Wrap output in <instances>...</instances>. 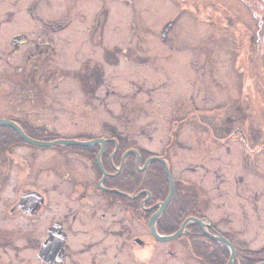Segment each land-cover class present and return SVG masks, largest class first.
Returning <instances> with one entry per match:
<instances>
[{
    "label": "flooded vegetation",
    "instance_id": "af4514ba",
    "mask_svg": "<svg viewBox=\"0 0 264 264\" xmlns=\"http://www.w3.org/2000/svg\"><path fill=\"white\" fill-rule=\"evenodd\" d=\"M113 1H0V120L8 122H0V264H135L140 261L135 248L150 246H160L170 258L187 247L197 264H227L231 248L217 238L234 245L233 264H264V244L251 248L242 240L239 245L222 228L230 195L220 193L223 203L218 204L206 185L215 173L218 185L227 187V160L232 165L235 159L241 168L242 217L248 223L252 206L264 229V210L258 211L264 188L254 186L264 183V129L245 116L246 103L239 116H224L218 125L215 117V103L227 102L231 91L242 87V98L249 99V89L264 119L257 89L263 81L237 86L218 79L227 76L221 73L227 69V45L200 41L196 34L190 40L182 34L180 46L170 47L167 55L178 52L179 68L167 61L147 64L146 42L155 31L145 21L146 10L137 13L134 0H127L135 42L126 51L137 66L128 69L131 94L121 96L126 101L115 111L113 102L120 100H112L117 89L111 86L117 83L121 55L104 47ZM251 1L241 0L245 18ZM255 1L264 10V0ZM24 7L27 16L15 18ZM10 9H16L13 16ZM249 11L264 22V12ZM181 21L178 16L164 24L161 39ZM258 34L264 36L263 25ZM249 64L247 57L241 71ZM79 108L84 115H78ZM152 112L164 118L158 134L148 122L140 132L120 128L121 119H143ZM75 114L90 126L72 132L56 125ZM101 118L106 119L102 125ZM188 124L196 133L185 129ZM67 132L72 134L66 137ZM62 139L85 143H56ZM214 148L223 152L217 168L211 162L205 168L204 161L188 164L190 152L208 154ZM251 173L257 176L254 182ZM220 207L223 217L214 216Z\"/></svg>",
    "mask_w": 264,
    "mask_h": 264
},
{
    "label": "rangeland",
    "instance_id": "374dc122",
    "mask_svg": "<svg viewBox=\"0 0 264 264\" xmlns=\"http://www.w3.org/2000/svg\"><path fill=\"white\" fill-rule=\"evenodd\" d=\"M24 1L26 3L27 1H31V0H19L18 3L24 5L25 4ZM110 5L112 6L111 7L112 15L110 13L111 16L110 25L105 29L104 47L108 46L113 51L115 52L118 51L121 55L120 60L117 61V59L115 58L117 63L120 65L118 66L119 74L114 76V79L116 80L115 82L117 83H112L111 86V89H117L113 95L114 97L112 100L113 101H116L118 99L120 100V103L113 102L114 104L113 108L116 111L118 110L117 108L119 109L120 107L122 108V105L126 101V99L121 96L126 93H128L129 96L131 94V89L133 88L132 87L133 85L130 82V80H132L133 77L130 76L129 74L130 71H128V69L132 67L133 64L136 65L135 63L137 62H133L131 53L128 54V52L126 51L128 47L135 42V40L134 41L130 40L131 39L130 5L129 3H127V0L113 1L110 3ZM134 5L136 6L135 9L137 10V13L146 10V13L149 16L148 18L144 16V19L146 18L145 19L146 23L151 27L153 31H155V34L152 36V38L146 42L147 46H149V52L147 56L148 60H146L149 63L147 64L151 65L150 61L153 64L154 63L160 64L167 61V63H169L168 67L172 69L179 68L178 64L175 65L177 60L174 58L176 54H178V52H174L172 53V55H167L168 52L170 51V47H174L173 50H176V47L180 46L179 44H177V41L182 36V34H184V39H188V40L192 38V35L196 34L197 36L199 35V38L201 37L200 41H203L204 38L202 37H205V38H210V41L216 40L217 43L215 46L219 45L218 43L219 41H221V43L224 41L225 44L227 45V69H221V73L222 74L226 73L227 76L224 78L218 75V79L220 78L222 80L225 79L228 81V83L237 86L240 85V81L241 84H243L245 82H251L252 80L263 81V85H264V36L262 35L260 36L258 34L259 29L262 25L264 32V22L260 23L258 21L259 19L255 18L252 14H250L251 12L249 11L251 7L252 12H256V11H258L259 13L264 12V10L261 9V3L260 5H258L256 4L255 0H252L250 2L249 5L250 7L247 11L249 15H247V18H245L246 10L243 9L244 6L241 0H219L218 3L215 2V0H134ZM181 5H183V10H180ZM158 8L161 9L162 11L160 10V12L157 14L155 10ZM162 8H164V11ZM15 10L16 9H10L8 11L9 16H13ZM27 13H28V9L24 7L20 12L15 14L14 17L15 18L24 17L27 16ZM144 14L145 13H143V15ZM178 16L179 18H183V21H181L178 24V26L177 24L174 27L172 26L168 35L162 40L160 34L162 32L164 24L170 22L171 19L174 20ZM113 23L115 24V27L111 28L113 26ZM179 31L180 33H177ZM88 46H89V41H87V47ZM247 57L250 64L246 69H244L243 72L241 71L240 67L244 64V60H247ZM138 61L142 62L143 60L139 58ZM183 62H186V60H184ZM170 64L172 66H170ZM231 68L234 70L231 71ZM142 75L143 74H141V78H143ZM259 85L260 86L257 87V89L258 91L260 90V94L262 95L261 98H263L264 100V87H262L261 90L260 89L261 84ZM240 88H241L240 91H237L238 88H234V90L231 91V96H229L227 102L215 103L218 108L215 114L216 125H218L222 121L224 116L227 117L233 115L239 116L241 111L240 110L241 106H243V104L246 103L247 113L245 114V116H247L253 122H260L262 129H264V119L262 118V109L259 108L257 104V99L254 96L251 97L253 93L249 91V89H248L249 93L247 92L249 99L247 100L246 98H242L240 94L242 93L243 90L242 87ZM250 89H252L251 86ZM137 99H141V95ZM158 100H160V98L157 97V100L154 98L150 102L152 104L158 103L159 102ZM142 101L143 99L141 100V102ZM79 110L80 113L78 115L79 116L84 115L85 113L84 109L79 108ZM146 110L150 111V108ZM152 113L153 116L144 113L143 119L135 118L132 121L128 119H121L120 128L128 127L132 129L131 130L132 132H137V131L140 132L139 129L141 128V125L144 122H148L149 126L151 125V131L153 129V131L156 134H158V131L162 127V123L164 122V118H161L162 116L159 117L154 112ZM76 116H77L76 114L69 116L68 117L69 119H65L64 124L61 123L56 125L62 126L61 129L63 130H65L64 129L65 127H70L68 129H70L69 131L72 132H75V127H79L81 130H84L90 126L88 120L82 118L80 119L75 118ZM83 117H87V116H83ZM97 121L99 124L102 125L103 123L106 122V119L101 118V119H97ZM128 122L129 124L127 125ZM191 126H192L191 124H188L185 129H187L189 132L196 133V131H194V128L193 130L190 128ZM69 133L70 132H67V134H65L64 136L67 137L68 135L72 134ZM81 133H85V132H81ZM138 137L142 138L143 136H139L138 134ZM19 153L20 151L19 149H17L16 154L19 155ZM199 153L194 154L193 152H190L189 154L190 157L187 156V158L188 159L191 157L192 158L191 160L187 161L188 164L190 161L194 162V164L204 161V163L206 164L205 168L209 166L208 164H210V162L211 165L217 168L220 162L223 161L221 159L220 162H217L218 155L223 154L222 150L214 148L208 154L205 150ZM221 164L223 165L224 162ZM226 170H227V178H229L230 180L227 181V187L225 185H222L221 187L220 185H218L220 181L216 177L215 173L210 174L209 176L212 178V180L210 179L207 180L206 182L208 192L210 193V195H213L215 197V200L219 202L218 204L223 203L221 202L223 198L219 196L220 193L226 192L227 197L228 195H230V197L227 198V213L231 215L227 214V223H225L222 226V228L223 230L227 229V232L233 234L234 237L236 236L235 238L239 241L238 242L239 245L243 243L242 240H246L244 242H246L248 246H250L251 248H260L264 244V229L258 227L259 224L257 221V217L255 216L256 212L252 209V206H249L248 209V212L250 213V220H248V223L246 220L245 223V220L241 214L242 213L241 202L237 198L238 197L237 190L242 188V183H240L238 180L240 179L239 174L241 172V168L239 164H236V160L234 159L232 161V165L231 162L227 160ZM223 171L224 169L221 170V172ZM255 178H257V176L251 173L250 174V179H252L251 181L254 182ZM254 186L256 187V189L259 190L264 188V183L261 181L254 182ZM263 201L264 200L260 201L261 205L258 210L260 213L264 210ZM261 206H263V208ZM214 211H215L214 216L216 217H223V214L225 212L224 207L214 209ZM262 223L264 224V216L262 219ZM187 251L188 248L184 247L179 252L178 258H170L169 256H166L163 253V250L160 246L157 247L150 246L146 248L136 247L134 252L140 261L138 263L135 262V264H195L196 263L195 259L191 257V255L189 256L187 254ZM159 252L162 253L163 255L160 254ZM5 258L9 260V258L7 257ZM126 264H134V263H131V260H127Z\"/></svg>",
    "mask_w": 264,
    "mask_h": 264
},
{
    "label": "water",
    "instance_id": "95a60500",
    "mask_svg": "<svg viewBox=\"0 0 264 264\" xmlns=\"http://www.w3.org/2000/svg\"><path fill=\"white\" fill-rule=\"evenodd\" d=\"M167 29H168V26L165 28L164 32H163V36L166 34L167 32ZM5 120H0V122H4ZM7 122V121H5ZM8 123V122H7ZM56 143H67V144H82V143H85V142H81V141H78V140H73V139H70V140H67V139H62V140H57ZM154 230V229H153ZM155 232V230H154ZM156 233V232H155ZM180 233V232H179ZM161 237V236H160ZM163 238V237H162ZM164 238H169V237H164ZM219 240H222L224 242L227 243V245L231 248V259L229 260V262L227 264H233L234 263V259L236 257V251H235V247L234 245L229 241V240H226L224 238H217Z\"/></svg>",
    "mask_w": 264,
    "mask_h": 264
}]
</instances>
